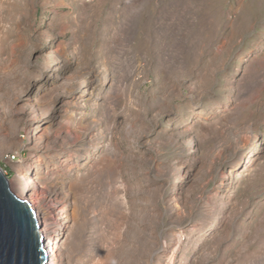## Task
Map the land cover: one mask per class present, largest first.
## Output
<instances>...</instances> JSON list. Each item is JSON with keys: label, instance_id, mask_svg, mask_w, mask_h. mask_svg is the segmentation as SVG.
I'll return each instance as SVG.
<instances>
[{"label": "rangeland", "instance_id": "obj_1", "mask_svg": "<svg viewBox=\"0 0 264 264\" xmlns=\"http://www.w3.org/2000/svg\"><path fill=\"white\" fill-rule=\"evenodd\" d=\"M0 166L69 264H264V0H0Z\"/></svg>", "mask_w": 264, "mask_h": 264}, {"label": "water", "instance_id": "obj_2", "mask_svg": "<svg viewBox=\"0 0 264 264\" xmlns=\"http://www.w3.org/2000/svg\"><path fill=\"white\" fill-rule=\"evenodd\" d=\"M40 224L0 169V264H45Z\"/></svg>", "mask_w": 264, "mask_h": 264}, {"label": "bare ground", "instance_id": "obj_3", "mask_svg": "<svg viewBox=\"0 0 264 264\" xmlns=\"http://www.w3.org/2000/svg\"><path fill=\"white\" fill-rule=\"evenodd\" d=\"M140 9H142V8H140ZM138 28H139V26H138ZM142 31H144V35L139 39L138 45L140 47L144 48V46L148 47L147 44H149L151 41L150 39L152 38V33H150L151 30L149 32V31H147L146 28L142 29ZM185 123L188 124L190 122L187 120ZM65 138H67V137H65ZM78 139H79V136H77L75 138V141H77ZM66 140H68V139H66ZM67 155H62L60 157V160H59V157L57 160L59 162H65V161L68 162V158L66 159ZM75 155H76V157H78V155H80V154H75ZM73 157H75V156L74 155L70 156L71 160H73ZM246 158L247 157H246L245 152H244V155L241 158V162L245 163L247 161ZM32 168H35V167H33V165H27L26 166L27 170L32 169ZM0 169L5 174V171L1 166H0ZM83 181L84 180H82V182ZM33 183H35V181L31 178V176H28L26 174L21 175V176L16 178V182L13 186V193L19 199H21V200H23L29 204L30 200L32 199V196L35 195V192L32 191V189L34 188ZM73 183H78V181L77 182L74 181L72 183L70 182L67 186V189L70 191L71 201L69 202L68 199L65 201L66 204L64 206V209H62L63 216L61 217V221L58 222L59 228L64 227L65 225H70L69 226V229H71V230H69L71 232L70 234H72L74 231L76 233H80L82 230V229H80V227H84V225H85V223H80V222H83V220H84V216L82 214L83 207H82V205L78 204V202H77L76 191H74V187H73L74 184ZM53 191H54V193H56V189H53L52 192ZM38 202L39 203L37 205V208L35 209L33 207L34 210L33 209L32 210H33L34 216H35V218L39 224H40L41 218L48 219V218H50V217L52 218V216H55L58 214L55 211H49L47 209L45 203L40 202V201H38ZM54 228H55V226H54V223H52V222L46 223L44 226H42V227L40 226V228H39L41 236H42V248H43L45 259H46L45 264H69V262H71V260L76 255V253L81 252V251H79L81 245L76 244V246L71 247V250H70V248L68 247L69 246L68 242L63 246H60V245H58L57 242H55V248L51 247L50 245H51L52 241L50 240L48 233L50 231H52ZM75 228H76V230H75ZM58 236L59 235H57L56 237H58ZM76 242H78V241H76ZM61 247H62V249H61ZM60 250L65 251V257H64L65 260L63 259L61 254H58V252Z\"/></svg>", "mask_w": 264, "mask_h": 264}]
</instances>
